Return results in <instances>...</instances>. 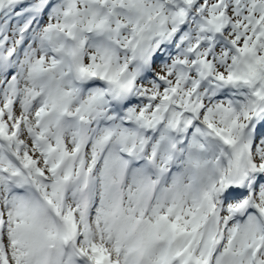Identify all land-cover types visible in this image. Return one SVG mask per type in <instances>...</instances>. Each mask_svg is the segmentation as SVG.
I'll list each match as a JSON object with an SVG mask.
<instances>
[{
  "label": "snow or ice",
  "instance_id": "obj_1",
  "mask_svg": "<svg viewBox=\"0 0 264 264\" xmlns=\"http://www.w3.org/2000/svg\"><path fill=\"white\" fill-rule=\"evenodd\" d=\"M0 264H264V0H0Z\"/></svg>",
  "mask_w": 264,
  "mask_h": 264
}]
</instances>
